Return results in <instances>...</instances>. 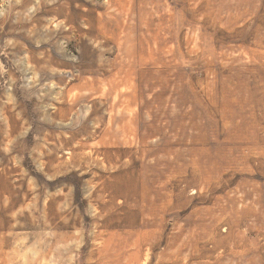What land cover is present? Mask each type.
I'll use <instances>...</instances> for the list:
<instances>
[{
    "label": "rangeland",
    "instance_id": "rangeland-1",
    "mask_svg": "<svg viewBox=\"0 0 264 264\" xmlns=\"http://www.w3.org/2000/svg\"><path fill=\"white\" fill-rule=\"evenodd\" d=\"M0 264H264V0H0Z\"/></svg>",
    "mask_w": 264,
    "mask_h": 264
}]
</instances>
